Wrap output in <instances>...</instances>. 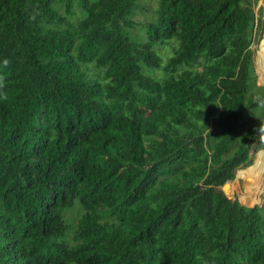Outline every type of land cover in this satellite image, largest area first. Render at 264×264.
I'll list each match as a JSON object with an SVG mask.
<instances>
[{
  "label": "trees",
  "instance_id": "trees-1",
  "mask_svg": "<svg viewBox=\"0 0 264 264\" xmlns=\"http://www.w3.org/2000/svg\"><path fill=\"white\" fill-rule=\"evenodd\" d=\"M255 4L157 0L137 42L140 0H0V264H264L263 208L221 190L262 130L233 149Z\"/></svg>",
  "mask_w": 264,
  "mask_h": 264
},
{
  "label": "rangeland",
  "instance_id": "rangeland-1",
  "mask_svg": "<svg viewBox=\"0 0 264 264\" xmlns=\"http://www.w3.org/2000/svg\"><path fill=\"white\" fill-rule=\"evenodd\" d=\"M250 1H256V4L254 6V14L256 17L255 25L257 26V33L254 42L252 43L251 49H252V65H253V72H254V83H250V91L248 93V97H252L253 99H262L264 101V81L260 79L256 62H257V52L259 49V45L262 43L264 39V0H250ZM140 4L143 7V10H139L136 15L134 16L133 20L137 23V26H134L132 29H127L126 34L128 33L129 38H133V40L137 42H144L146 41V33H145V24L153 20V11L156 8L157 0H140ZM56 5V3H55ZM75 15L72 17L73 21H77V19L80 17V12L78 11V8L74 7ZM129 31V32H128ZM177 41L176 40H170L167 44L164 45H158L154 47V51L157 53V55L161 58L162 65L165 64L168 58H170L174 52V50L177 47ZM87 76L90 77L91 80H99L100 78V70H94L90 69V71H86ZM150 76H152L155 79H161L164 76V73L162 69H156L151 70L148 72ZM258 128H261V132L259 134L264 133V107L254 109L253 111L249 112L248 115H243L236 126V134H235V143L233 146V149L236 148L238 145L240 139L243 137L245 132L250 129L251 131H256ZM255 135V139L253 140L250 150H249V158L250 163L246 166H240L235 170L234 178L230 181H228L227 184H234L239 185L238 190L236 189L233 193L228 194L225 190H222V192L225 194L226 197H228L231 200H236L240 204L252 207L254 205H258L259 207L263 208L264 210V196H260L254 202L252 203H241V197L243 196V189H242V181L239 180L237 182L236 180V173L240 170H245L247 167H249L254 160V156L258 151H264V134L261 135ZM78 217V213H73L72 215L69 214V218L73 221L76 220Z\"/></svg>",
  "mask_w": 264,
  "mask_h": 264
},
{
  "label": "bare ground",
  "instance_id": "bare-ground-1",
  "mask_svg": "<svg viewBox=\"0 0 264 264\" xmlns=\"http://www.w3.org/2000/svg\"><path fill=\"white\" fill-rule=\"evenodd\" d=\"M256 57V67L261 81H264V39L259 45ZM235 177L237 182L241 180L243 183L241 203L254 204L260 196H264V151H258L254 156L253 163L245 170L237 171ZM238 188V184H227L224 186V190L228 194L233 193Z\"/></svg>",
  "mask_w": 264,
  "mask_h": 264
},
{
  "label": "water",
  "instance_id": "water-1",
  "mask_svg": "<svg viewBox=\"0 0 264 264\" xmlns=\"http://www.w3.org/2000/svg\"><path fill=\"white\" fill-rule=\"evenodd\" d=\"M227 182H228V181H227ZM227 182L224 183V185L221 187V190H224V186H225V184H226Z\"/></svg>",
  "mask_w": 264,
  "mask_h": 264
},
{
  "label": "clouds",
  "instance_id": "clouds-1",
  "mask_svg": "<svg viewBox=\"0 0 264 264\" xmlns=\"http://www.w3.org/2000/svg\"><path fill=\"white\" fill-rule=\"evenodd\" d=\"M5 63H7V61H5Z\"/></svg>",
  "mask_w": 264,
  "mask_h": 264
}]
</instances>
